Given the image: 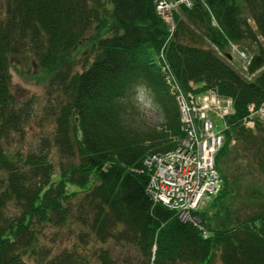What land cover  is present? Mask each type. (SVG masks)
<instances>
[{
    "label": "trees",
    "instance_id": "16d2710c",
    "mask_svg": "<svg viewBox=\"0 0 264 264\" xmlns=\"http://www.w3.org/2000/svg\"><path fill=\"white\" fill-rule=\"evenodd\" d=\"M174 19L167 38L154 0H0V264H264V191L252 181L240 194L244 175L264 172V122L244 125L247 105L264 100V0H194ZM230 44L248 47L249 80L227 60ZM160 51L183 88L233 102L214 155L219 187L190 212L196 224L145 190V157L184 136ZM10 56L46 73L40 100L13 94ZM138 88L158 127L134 105ZM31 119L40 132L24 150ZM47 226L58 244L40 242Z\"/></svg>",
    "mask_w": 264,
    "mask_h": 264
},
{
    "label": "built area",
    "instance_id": "2783aa9c",
    "mask_svg": "<svg viewBox=\"0 0 264 264\" xmlns=\"http://www.w3.org/2000/svg\"><path fill=\"white\" fill-rule=\"evenodd\" d=\"M193 1L154 0L155 13L166 26L167 38L174 33V12L177 7L182 5L189 8ZM229 51L241 62L240 68L246 70L250 56L237 44H230ZM158 66L176 101L184 136L171 150L145 157L143 163L150 170L145 190L152 201L175 210L181 221L196 224L197 220L190 212L215 194L219 187L214 155L223 142V119L233 112V102L213 88L197 91L198 85L190 80L187 82L188 88H183L169 76L170 68L161 51ZM251 75L244 76L249 79ZM247 110L245 127L252 126L254 117L264 122V100L257 106L248 104Z\"/></svg>",
    "mask_w": 264,
    "mask_h": 264
},
{
    "label": "rangeland",
    "instance_id": "374dc122",
    "mask_svg": "<svg viewBox=\"0 0 264 264\" xmlns=\"http://www.w3.org/2000/svg\"><path fill=\"white\" fill-rule=\"evenodd\" d=\"M249 23L252 27L253 24L251 20ZM246 52L249 53V49L247 46L241 47ZM87 47L83 44L78 45L71 53V57L75 64V68L80 70L81 64L84 60V57L87 55ZM229 53V52H228ZM88 56V55H87ZM234 60L238 61L233 54ZM90 57H88L89 59ZM232 58V55L229 53V59ZM234 60H232L234 64ZM239 63H241L239 61ZM235 65V64H234ZM158 66V64H157ZM237 67V66H236ZM9 73H10V82H11V90L13 94L20 99L28 98L33 96L35 99H41V94L44 89V86L47 81L46 73L36 65V62L30 56H10L9 58ZM134 105L138 108V110L143 114L142 120L144 121L146 126H155L158 127L161 123V118L156 114L155 109L151 106L149 94L143 89L138 88L136 90H132V97H131ZM38 105L36 106V108ZM38 111V109H37ZM50 123L47 121L44 124L46 129L50 128ZM43 128V127H42ZM40 132V128L37 126V123L34 120H30L24 127L23 133L26 142L23 144V149L26 150L28 145L30 146V142L33 140V137ZM245 155V159L240 163V166L247 164L250 157V152H242ZM233 157V154H231ZM238 160H236V163ZM235 161L230 160V165L232 170L236 167ZM254 175H244V182L240 188L241 196L245 195L243 191L245 188L249 187V184L254 181L255 188H262L264 191V172L258 173ZM252 183V184H253ZM251 189V188H250ZM206 201H203L199 209L206 205ZM241 206V205H240ZM242 209V208H240ZM57 232L55 228L52 227H44L42 229V236L40 237V242H48L49 239L52 240L53 244H58L57 241ZM68 244V241L66 242ZM55 247V246H54Z\"/></svg>",
    "mask_w": 264,
    "mask_h": 264
}]
</instances>
